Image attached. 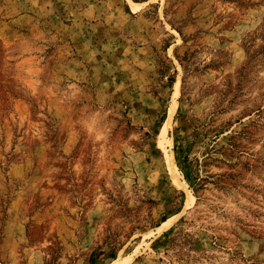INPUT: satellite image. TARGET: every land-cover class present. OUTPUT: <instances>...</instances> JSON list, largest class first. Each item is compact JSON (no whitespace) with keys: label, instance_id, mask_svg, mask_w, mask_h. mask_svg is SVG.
I'll use <instances>...</instances> for the list:
<instances>
[{"label":"rangeland","instance_id":"rangeland-1","mask_svg":"<svg viewBox=\"0 0 264 264\" xmlns=\"http://www.w3.org/2000/svg\"><path fill=\"white\" fill-rule=\"evenodd\" d=\"M0 264H264V0H0Z\"/></svg>","mask_w":264,"mask_h":264},{"label":"bare ground","instance_id":"bare-ground-1","mask_svg":"<svg viewBox=\"0 0 264 264\" xmlns=\"http://www.w3.org/2000/svg\"><path fill=\"white\" fill-rule=\"evenodd\" d=\"M165 131H166V130H164L163 132H165ZM167 223H168L167 221H163L162 224H161V226H162V225H166Z\"/></svg>","mask_w":264,"mask_h":264},{"label":"trees","instance_id":"trees-1","mask_svg":"<svg viewBox=\"0 0 264 264\" xmlns=\"http://www.w3.org/2000/svg\"><path fill=\"white\" fill-rule=\"evenodd\" d=\"M165 219H166V218L163 216L162 219H161V221H164Z\"/></svg>","mask_w":264,"mask_h":264}]
</instances>
